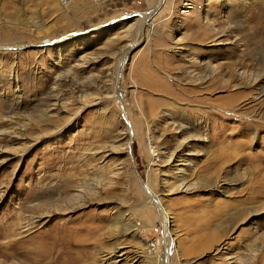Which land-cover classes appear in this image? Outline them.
<instances>
[{
    "label": "rangeland",
    "instance_id": "1",
    "mask_svg": "<svg viewBox=\"0 0 264 264\" xmlns=\"http://www.w3.org/2000/svg\"><path fill=\"white\" fill-rule=\"evenodd\" d=\"M73 180L86 204L27 229ZM74 220L104 222L91 264H264V0H0V264Z\"/></svg>",
    "mask_w": 264,
    "mask_h": 264
},
{
    "label": "bare ground",
    "instance_id": "2",
    "mask_svg": "<svg viewBox=\"0 0 264 264\" xmlns=\"http://www.w3.org/2000/svg\"><path fill=\"white\" fill-rule=\"evenodd\" d=\"M159 4L160 3H158V7H159ZM158 7L155 6L154 10L149 11L147 14H145V16L143 15V13L140 14L142 17L141 26L143 24H145V25L151 24L152 21H150V20L147 21V20L152 17L154 11ZM141 26H140V28H141ZM212 31H214V30H212ZM211 39L215 40V37L211 38ZM208 63H209V61H208ZM203 78L204 77H195V78L193 77V79L198 83ZM180 145L181 144L179 143L177 146L180 147ZM179 170H181V169H179ZM73 182H74V180H73ZM80 183H81L80 181H79V183L77 182V184L75 182L72 184L66 183L63 186V191H61V193L51 194V195H49V197L44 199L45 200L44 203L38 204L36 202V204L32 205V208L38 209L39 212L36 215L29 216V218L27 219V221L25 223V227L28 229L29 227L35 225L36 223L39 225L44 224L47 221H49V218H50L49 216H51L52 214H54L56 212L57 213H68L70 211L76 210L75 208H77V209H78V207L80 208L87 201V199L90 197V195L92 193H94L97 189L94 187H90L93 185V183H91V185L89 187L87 184H85V182H84V184L83 183L80 184ZM95 187H97V186L95 185ZM65 189L67 191H69V189H71V190H73V192L72 191L69 193L64 192ZM157 205L160 209V212L162 213L163 217L166 220L165 225H164L165 226V232H166V236L168 238V241L170 243L171 241H173V237L171 236V232L168 229V226H169V224H167L168 223L167 219H169V218H167L168 214L164 210L160 201L157 202ZM251 213L253 214V212H250V214ZM116 220L117 221L115 222L114 228L121 235H124L125 233L129 234L132 231H134V229L131 230V228L134 227V224L126 221V216L122 212L117 216ZM71 223H73V225H71L72 227H70V225H69V227L67 225H64V226L51 225L47 229H45L43 231V238L45 241L43 242V244L40 247L32 248V253L36 256H39L40 257L39 259L42 262L46 261V264H91L92 254L89 251V249L86 248V246L90 244L95 233H94V231L91 232L90 230L93 229V230H95V232H97L99 229H103L104 228V222L101 220V221H98L95 225H92V224H88V222H84V223L80 224V223H78L77 220H74ZM76 230H80V231L82 230V231H86V232L88 231V233H86L85 235H81V234L76 235V234H74ZM171 237H172V239H171ZM68 241H70L71 244L68 247L64 248L62 246V243L68 242ZM73 244L76 247H77V245L84 246L83 251L75 249V246ZM117 248H118L117 251H115L113 249L101 251V258L103 259L102 260L103 262L101 264H136V262L138 260V258H137L138 256L136 254L133 255L132 250H130L128 248L126 249L125 247L122 248V246L117 247ZM27 252H28V250L26 251V254H25L26 257L23 258L24 262H22V261L20 262L18 259L19 257H16V261L13 264H28V259H26L27 255H28ZM31 261L29 260V264H31ZM42 264H44V263H42Z\"/></svg>",
    "mask_w": 264,
    "mask_h": 264
},
{
    "label": "built area",
    "instance_id": "3",
    "mask_svg": "<svg viewBox=\"0 0 264 264\" xmlns=\"http://www.w3.org/2000/svg\"><path fill=\"white\" fill-rule=\"evenodd\" d=\"M60 3H65V2H67V1H69V0H58Z\"/></svg>",
    "mask_w": 264,
    "mask_h": 264
}]
</instances>
